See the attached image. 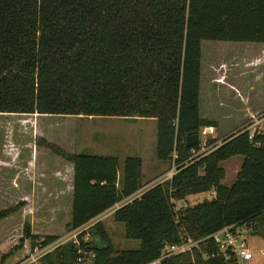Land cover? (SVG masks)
<instances>
[{"label":"trees","instance_id":"trees-1","mask_svg":"<svg viewBox=\"0 0 264 264\" xmlns=\"http://www.w3.org/2000/svg\"><path fill=\"white\" fill-rule=\"evenodd\" d=\"M204 41L264 44V0H0V114L152 119L156 158L177 156L171 180L113 213L127 237L140 242L138 250L113 252L98 223L91 242L81 234L79 245L63 244L42 264L76 262L81 250L94 255V264H235L211 239L161 257L170 245L200 241L227 226H245L254 236L264 232V133L249 139L240 130L220 144L209 139L212 150L185 165L200 145L186 148L187 136L218 127L199 116ZM56 154L73 170L71 230L142 188L139 157H126L119 177L117 157ZM237 156L240 170L224 186L220 164ZM208 192L213 199L176 209L175 202ZM14 211L0 210V222ZM25 241L33 251L56 237L33 235L25 224L18 241L0 245V264Z\"/></svg>","mask_w":264,"mask_h":264},{"label":"rangeland","instance_id":"rangeland-1","mask_svg":"<svg viewBox=\"0 0 264 264\" xmlns=\"http://www.w3.org/2000/svg\"><path fill=\"white\" fill-rule=\"evenodd\" d=\"M201 55L199 116L218 123L217 129L212 128L213 133L203 136L200 131L198 143L204 146L212 138L220 144L231 134L244 131L253 119H264V96H252L248 103L233 97L243 84L257 90L264 83V44L204 41ZM155 147L156 122L152 119L0 114V210H15L0 222V245L18 241L23 226L29 224L33 235L56 237L46 249L52 253L68 242L79 245L73 242L81 234L89 242L90 230L100 223L113 252L138 250L140 242L128 238L124 225L114 221L116 210L105 212L81 229L71 230V198L66 186L61 189L68 183L63 177L69 176V164L56 151L117 157L120 173L126 157H139L143 191L170 180L172 164L159 161ZM241 164L242 157L220 164L224 185L235 180ZM213 198V193H203L175 202V206L191 207ZM241 231L254 254L250 262L242 264H264V257L257 253L264 247V232L254 236L245 226ZM100 241L97 244L105 243ZM34 248L39 251L43 247ZM35 249L31 251L30 242L25 241L23 249L5 264H42L41 259H22L30 252L34 257ZM77 254L82 260L70 259L69 264H94L89 252L81 250Z\"/></svg>","mask_w":264,"mask_h":264},{"label":"built area","instance_id":"built-area-1","mask_svg":"<svg viewBox=\"0 0 264 264\" xmlns=\"http://www.w3.org/2000/svg\"><path fill=\"white\" fill-rule=\"evenodd\" d=\"M244 131H246L249 134V139H251L255 135L264 133V119L260 121L257 119H253L252 121H250L249 126L246 129H244ZM209 132L213 133V129L205 128L201 130L203 136H206ZM211 150L212 147H207L206 142L204 146L199 145L198 150L191 149L189 158L185 163V165L198 161L199 159L207 155ZM176 159L177 156L176 153L174 152L171 161L172 164L171 173L168 175L170 180L178 170V166L175 164ZM207 239H211L213 243L216 244L218 254H220L227 261H233L235 264H242V263L250 262L254 257V254L250 250L249 243L245 239V234L241 231V228H234L233 226H227L216 231L212 235L200 241H193L190 238H187L182 243L170 245L168 246L167 249L164 250L161 259L172 258L174 256L184 254L185 252L193 248H196L198 246V243L205 241ZM85 241H88V238ZM73 243L77 244V240H75ZM47 248L48 246L43 247L39 251L38 250L36 251V249L34 248L35 249L34 257L31 255L29 257V260L31 259L32 262L35 260L39 261L43 256L49 253L48 251H46ZM257 253L261 257H264V247L259 249ZM90 257L94 258V255L90 253ZM81 260H82L81 257L77 259V261H81Z\"/></svg>","mask_w":264,"mask_h":264},{"label":"crops","instance_id":"crops-1","mask_svg":"<svg viewBox=\"0 0 264 264\" xmlns=\"http://www.w3.org/2000/svg\"><path fill=\"white\" fill-rule=\"evenodd\" d=\"M233 95H234L233 97H234L235 100L237 99V101L244 102V103H248L249 99L252 96H255L257 98H261L262 96H264V83L263 84H260L259 86H257V90L252 85H250V84H248V85H244L243 84L237 90H235V93ZM237 157H240V156H237ZM232 159H235V157L232 158ZM232 159H230V160H232ZM242 161H243V158H242ZM221 164H223V162ZM68 168H69V172H70L69 173V176L63 177V179H66L68 181V183H66V184L64 183V187H62L61 189H64L65 186H66V189H67V191L70 194V198L72 199V193H73V184H72L73 170H72V166L71 165H69ZM121 174H122V171H121V173L120 172L118 173V176L121 177ZM222 184H223V182H222ZM231 184L229 186H231ZM224 186H227V185H224ZM229 186H227V187H229ZM148 189L149 188L141 191L142 190V188H141L132 198H129V199H126V200L122 201L123 202V203L121 202L122 205L130 202L133 198L139 197L144 192H146ZM24 193H27V190ZM119 204L115 205L110 210H117V209H119L122 206V205H119Z\"/></svg>","mask_w":264,"mask_h":264},{"label":"water","instance_id":"water-1","mask_svg":"<svg viewBox=\"0 0 264 264\" xmlns=\"http://www.w3.org/2000/svg\"><path fill=\"white\" fill-rule=\"evenodd\" d=\"M198 144V135L187 136L185 141L186 148H193Z\"/></svg>","mask_w":264,"mask_h":264}]
</instances>
